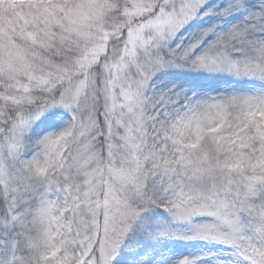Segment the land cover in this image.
I'll return each instance as SVG.
<instances>
[{
    "label": "snow or ice",
    "instance_id": "obj_1",
    "mask_svg": "<svg viewBox=\"0 0 264 264\" xmlns=\"http://www.w3.org/2000/svg\"><path fill=\"white\" fill-rule=\"evenodd\" d=\"M0 264H264V0H0Z\"/></svg>",
    "mask_w": 264,
    "mask_h": 264
},
{
    "label": "rangeland",
    "instance_id": "obj_2",
    "mask_svg": "<svg viewBox=\"0 0 264 264\" xmlns=\"http://www.w3.org/2000/svg\"><path fill=\"white\" fill-rule=\"evenodd\" d=\"M199 245L198 244H192V245H179V247L182 249V250H193L195 247H198Z\"/></svg>",
    "mask_w": 264,
    "mask_h": 264
}]
</instances>
